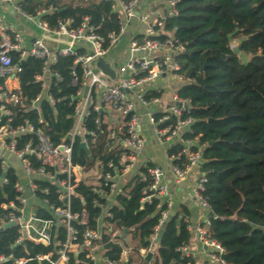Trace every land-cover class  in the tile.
Segmentation results:
<instances>
[{
    "label": "built area",
    "instance_id": "obj_1",
    "mask_svg": "<svg viewBox=\"0 0 264 264\" xmlns=\"http://www.w3.org/2000/svg\"><path fill=\"white\" fill-rule=\"evenodd\" d=\"M109 1L119 27L117 31L102 34L88 16L79 23L69 17L50 25L41 17L54 9L52 5L34 14L25 11L20 1L0 0L12 6L42 33L65 40L56 46H51L42 36H34L28 41L24 30L0 15V77L5 81L0 84V147L9 158L17 159L22 170L20 175L17 165L0 152V167L5 171L13 168L18 178L14 199L2 205L11 208L8 219L2 224L13 221L18 227L15 244L31 240L44 246L53 245V250L47 254L18 258L15 262L26 264L37 260L38 264H69L72 256L80 254L97 260V252L104 253L105 244L113 242L122 246L121 258L116 261L101 256L104 264H128L129 257L134 255L133 247L124 246L125 233L108 224L106 219L112 218L108 205L110 198L124 193L129 184H134L136 176L146 182L141 204L157 200L161 214L148 238L149 245L139 248L144 263L150 251L153 260L162 226L172 211L168 181L171 175L176 183L190 176L195 178L193 197L207 213L193 227L189 218L185 219L206 257L199 264H234L226 259L222 243L210 236L211 206L205 195L208 177L201 169L206 144L200 142L198 136H188L195 118L191 100L182 97L179 90L194 82L195 77L183 71V64L176 59L183 52V46L173 30L165 29L166 18L178 13L177 0H168L166 15L159 17H152L150 12L140 13L142 0ZM135 18L144 25L142 33L130 37L125 56L110 59L108 51L119 43ZM236 45V42L231 43L233 48ZM64 57L73 58L71 82L78 89L70 96L74 102L71 128L61 141L55 142L49 133V122L42 114L40 101L47 100L54 113H58L57 104L61 98L54 95L51 86L64 80V75L56 67ZM28 58L42 61L41 71L35 77L42 89L31 104L21 94L19 76L22 63ZM100 58L114 69L115 78L97 66ZM10 79L17 84L6 85ZM160 79L179 83L168 98L165 97V88L155 85ZM17 107L24 112L34 109L38 116L35 120L22 116L15 121ZM95 112H100L102 118H92ZM112 120L116 121V126H112ZM148 134L163 149L162 163H153L143 157ZM102 137L108 148L106 160L98 156L88 165L75 159L76 144L78 154L83 150L93 159V148ZM81 144H85L86 149H80ZM2 183H8V179L3 177ZM79 185L90 187L96 194L94 202L102 209L96 228L90 227V215L86 209L74 211L72 208ZM261 227L264 231V225ZM62 229L64 238L60 237ZM103 230L108 235L107 241L102 239ZM189 246L181 250L190 259L193 256ZM8 259L0 253V264ZM184 264L198 263L187 261Z\"/></svg>",
    "mask_w": 264,
    "mask_h": 264
},
{
    "label": "trees",
    "instance_id": "obj_2",
    "mask_svg": "<svg viewBox=\"0 0 264 264\" xmlns=\"http://www.w3.org/2000/svg\"><path fill=\"white\" fill-rule=\"evenodd\" d=\"M20 5L34 14L52 5L54 9L41 17L50 25L69 17L79 23L88 16L102 34L117 31L119 27L109 0H21ZM176 7L178 13L166 18L165 29L173 30L183 46V52L176 56L183 64V71L195 77V81L184 85L179 93L191 100L195 118L188 136H198L200 142L206 144L201 169L208 177L205 195L213 213L210 236L225 247L228 261L264 264V231L261 227L264 225V0H177ZM232 42L237 43L238 53L231 47ZM72 66L71 57L62 58L56 65L64 75L63 81L51 86L54 95L61 98L57 104L58 113H54L47 100L40 101L55 142L61 141L73 122L74 102L70 96L77 92L78 86L71 82ZM22 67L20 91L31 104L42 89L35 78L41 71L42 61L28 58ZM4 83V78L0 77V84ZM15 113V121L22 116L32 120L38 116L34 109L24 112L17 107ZM98 116L102 118L100 112H95L92 118ZM107 151L102 137L93 148V159L83 150L78 154L77 144L74 155L79 162L91 165L98 156L106 160ZM3 177L8 183H2ZM17 179L13 168L5 171L0 167V226L11 212V208L2 205L14 199ZM133 182L127 191L125 188L124 193L116 196V203L110 207L112 218L106 220L122 232L124 228L128 229L124 246L131 245L134 255L127 263L145 264L139 256V248L149 245L148 238L161 214L157 200L144 205L140 202L146 182L137 176ZM76 193L73 210L86 209L90 227L96 228L102 212L94 202L96 194L86 185L77 186ZM186 210L173 212L165 220L151 264L194 262V258H187L181 250L190 245L193 236L189 222L185 220ZM18 236L17 226L0 231V253L9 257L1 264H17L18 258H30L53 250V245L44 246L31 240L15 244ZM64 236L62 229L60 237ZM102 239L108 240L104 230ZM121 251V245L109 242L104 246L103 257L119 261ZM26 264H38V261ZM69 264H104V260L80 254L72 256Z\"/></svg>",
    "mask_w": 264,
    "mask_h": 264
},
{
    "label": "crops",
    "instance_id": "obj_3",
    "mask_svg": "<svg viewBox=\"0 0 264 264\" xmlns=\"http://www.w3.org/2000/svg\"><path fill=\"white\" fill-rule=\"evenodd\" d=\"M17 1H21V0H17ZM167 1L168 0H142L141 3L139 4V10L140 13H151L152 17H159V16H165L166 15V9H167ZM16 12L14 10V8L10 5H6L0 2V15L4 17V19L6 21H8L9 23L13 24L14 26H16L19 29H22L25 31L26 35H27V40L30 41L34 36H42L44 37L47 42L51 45V46H56L58 44H62L65 40H63L62 38H54L50 35H46L44 33L41 32V34L37 35L36 33L38 32V28H36V26L32 23V22H28L27 20H25V22L29 23L30 25H32L36 30L35 31H30L28 29V27H26V29H24L25 27L23 26V24H19L17 22H15V15ZM144 29V25L139 21L138 18H135L132 21L131 26L129 27L127 33H125L122 37L121 40L119 41L118 45H117V49L116 51H121V50H125L124 55H126L127 52V46H128V42L130 37L132 36H136V35H140L142 33ZM41 31V30H39ZM121 56V57H123ZM120 57V58H121ZM118 58V57H116ZM115 58V59H116ZM15 84H17V82H15L14 80H8L6 82V85H8L9 87L11 86H15ZM156 86H163L165 88V97L168 98L169 95L171 94V91L173 89H175L179 83H177L174 80H158L155 82ZM112 126H116L117 123L115 120H112ZM156 146L159 148V154L158 156H155L154 151L152 150V148ZM147 159H149L151 162L153 163H162L163 162V149L162 147L157 144L154 139L152 138L151 134L147 135V139H146V145L144 147V156ZM9 158V156L7 157ZM13 157L9 158L10 159ZM17 171L18 173L21 175L22 174V170L19 168L18 164H17ZM169 184H170V192H171V199H172V211L176 212V211H180L181 209L186 210L188 212L187 217L189 218V221L193 226H195L197 223H200L205 215L207 214L204 210H202L198 203L196 202L195 198L193 197V185H194V181L195 178L193 176L187 177L185 179H183L181 182L176 183L175 180L172 178V176L170 175L168 178ZM129 188V187H128ZM126 188L125 190L127 191ZM116 196L114 195L112 196L109 201V206L111 207V205L116 203ZM192 240L190 243V251L192 252V256L194 258V261H196L198 264L201 263L202 261L205 260V255L203 254V252L200 249V245L197 242V240L195 239V234L192 231ZM126 235V233H125ZM202 252V253H201ZM103 252L102 251H98L97 252V256L101 257L103 256Z\"/></svg>",
    "mask_w": 264,
    "mask_h": 264
},
{
    "label": "water",
    "instance_id": "obj_4",
    "mask_svg": "<svg viewBox=\"0 0 264 264\" xmlns=\"http://www.w3.org/2000/svg\"><path fill=\"white\" fill-rule=\"evenodd\" d=\"M234 52L235 53H238L239 52V47L238 46H236L234 48ZM97 66L99 68H101L105 73H107L108 75H110L112 78H115L116 77V74H115L114 69L110 66V64L108 62L105 61L104 58H100L98 60ZM95 71H97V68H95ZM67 137H70V134H68ZM80 149H86L85 144H81L80 145ZM209 215L210 216L213 215L212 211L209 212ZM11 226H14V222L13 221L6 222V223H4V224H2L0 226V231L6 229L8 227H11ZM127 231H128V229L127 228H124V233H126ZM152 256H153V252L152 251L148 252V254L145 256V264H149V262L152 260Z\"/></svg>",
    "mask_w": 264,
    "mask_h": 264
},
{
    "label": "rangeland",
    "instance_id": "obj_5",
    "mask_svg": "<svg viewBox=\"0 0 264 264\" xmlns=\"http://www.w3.org/2000/svg\"><path fill=\"white\" fill-rule=\"evenodd\" d=\"M15 22H17V23H19V24H23V26L25 27L24 29H26V27H28V29H29L30 31H35V30H36L32 25H30L29 23L25 22V19L23 18V16H22L20 13H16V15H15ZM36 34H37V35H38V34L40 35V34H41V31L38 30V32H37ZM117 45H118V44H117ZM117 45H116L115 47L111 48V49L108 51V57H109L110 59H113V60H114V58H116V57L120 58L121 56L124 55L125 50H121V51H118V52L116 51V49H117ZM236 46H237V45H236ZM152 150L154 151L155 156H158V154H159V148L156 147V146H154V147L152 148ZM0 152H1L2 155H4L6 158L8 157V153L5 152L1 147H0ZM10 162H11V163H14V164H16V165L19 164L18 161H17V159H16L15 157L11 158V159H10Z\"/></svg>",
    "mask_w": 264,
    "mask_h": 264
}]
</instances>
